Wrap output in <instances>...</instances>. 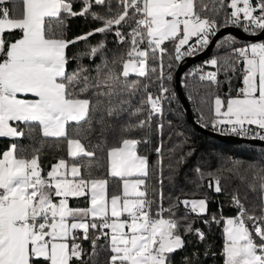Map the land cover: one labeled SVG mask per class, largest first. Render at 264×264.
I'll return each mask as SVG.
<instances>
[{"label":"snow or ice","instance_id":"obj_1","mask_svg":"<svg viewBox=\"0 0 264 264\" xmlns=\"http://www.w3.org/2000/svg\"><path fill=\"white\" fill-rule=\"evenodd\" d=\"M79 3L76 10L74 0H0V138L11 141L0 152V264H174L189 244L186 236L206 240L191 217H207L209 200L166 196L164 180L172 182L174 165L164 164L162 146L152 162L140 145L150 143L153 117L174 98L168 87L174 63L206 50L222 28L264 33V0ZM74 17L98 26L70 39L67 24ZM16 32L13 40L5 36ZM97 34L102 39L93 43ZM109 34L118 46L111 58ZM81 42L84 49L69 55ZM235 45V38L221 40L217 55L205 62L213 70L189 73L209 88L229 89L214 96L212 117L201 112L199 120L214 131L264 141V41ZM97 57L91 68L82 63ZM237 76L242 87L233 94ZM207 97H200L201 105ZM156 127L162 132V124ZM46 147L64 153L47 169ZM195 174V190L207 178L215 193L224 190L222 181L244 183L252 176L248 187L258 204L246 205L247 196L233 189L237 214L224 217L221 209L203 223H223V264H264V163L232 160L214 171L197 166ZM81 199L87 206L70 203ZM209 254L217 255L203 253ZM200 255L193 249L183 264H199Z\"/></svg>","mask_w":264,"mask_h":264},{"label":"trees","instance_id":"obj_2","mask_svg":"<svg viewBox=\"0 0 264 264\" xmlns=\"http://www.w3.org/2000/svg\"><path fill=\"white\" fill-rule=\"evenodd\" d=\"M79 7V0H74V8L76 10H79ZM227 11L230 12L231 9H227ZM97 26L98 23L92 21L90 18H69L66 35L71 39L73 37L81 35L82 33L88 32L89 30ZM5 36L9 40H13L15 38H18L19 33H6ZM225 38L233 37L224 36L220 38L215 43L211 55L204 60H209L213 56L217 55V44ZM90 39L93 43H95L96 41L101 40L102 37L100 34H97ZM246 43L249 42L236 40L235 46ZM107 47L109 50L107 52V55L109 58H111L112 52L116 51L118 48L115 43L114 37L111 34L107 36ZM165 47H167L169 51H172V45L170 43H166ZM83 49L84 45L83 42H81L76 45L70 46V48L68 49V54L74 55L82 51ZM99 62V57H97L95 61H90L87 58L83 59L82 61L83 64L89 66L90 68L93 67L95 63ZM164 62L165 64H167V59H165ZM196 64L191 66L189 69L196 68ZM178 65V62L174 63V66L171 69L172 81L170 84H168V87L170 88V94L174 93V98L171 101L164 103L162 116L153 117L151 134L149 137L150 143L148 145H140V149L142 154L149 157L150 161L155 162L157 160V153L154 151V149L158 146H162L164 164L167 165L168 163H172L174 165L175 175L172 182L170 183L166 178L164 180V193L166 196H179L181 199L200 198L201 196H207L209 200L207 217H197L196 214H192L191 217L195 221L193 227L202 229L206 234V240L203 243H200L195 236H186L185 239L189 241V244L184 251L177 252L175 254L174 264H183L182 257L190 254L193 249H198L201 254L199 257V264H223V257L219 255L224 242L222 234L223 223H221L220 226L212 224L211 227H209L203 223V219L210 218L212 215H221V209L224 217H234L237 214V209L232 207L230 204L232 195L234 194L233 189L238 190L239 195L242 199L245 197V195L247 196V200H244V203L246 205L252 202L258 204L259 201L256 199V194L250 191L248 187L249 184L253 183V178L249 174L247 181H245L244 183H241L238 180H232L231 182L222 181L224 190L221 193H215L212 189L208 188L206 186L208 182L206 178L204 181L205 187H202L197 191L195 190L192 183V179L196 175L195 168L199 166L205 171H214L219 168L221 164L226 165L232 160H238L245 164L249 162L264 163V148L250 145L224 144L217 141L216 139H213L192 129L185 118L184 109L175 93L174 74ZM75 67L76 63L73 62L70 65V70ZM240 67L242 68L243 65L241 64ZM165 72H167V69L165 70ZM219 78L221 80L224 79L223 75H221ZM130 79H135V77H130ZM240 84L241 78L239 76L233 79V94H235V90L240 86ZM180 85L182 92L184 93L185 98L188 102L193 120L201 127H203L199 120L201 112L203 113L205 119H210L213 115L212 109L214 96L218 94L221 97H224L229 91L226 84H222L218 91L215 89V86L209 88L207 82H201L197 77L189 76V70H187L181 76ZM150 90L155 92V86ZM205 93H208L207 103L201 105L200 97L205 95ZM190 95L195 97L194 102L189 101L188 97ZM157 124L163 125L162 132L157 131ZM203 128H205L206 130H212L210 127ZM20 142L24 145H28L29 143H31V141L27 139H22ZM10 143L11 141L9 139L0 138V152L5 150ZM176 145H182V147L178 148L175 153L170 152V149H172ZM189 152L191 153V155H186ZM63 154L64 153L56 152L53 149L46 147L44 150V155L42 156L45 168L47 169L51 163L55 162L56 156ZM182 154L186 155V160L182 163H177V160ZM169 157H171V160L168 159ZM164 174L165 177H167V167H165ZM217 174L219 175L220 173ZM224 175H227V173H224ZM194 191H196L195 196L192 195ZM70 203L72 204V206H76L77 204L80 207L87 206L86 200L83 199L79 201L72 200L70 201ZM165 204H167V200L165 201ZM183 212L184 208L183 206H181L179 209V214H183ZM84 247H90L87 241L84 242ZM205 250H208L209 253L215 252L217 253V255L212 256L211 254H209L207 257H205L203 255ZM101 259H106V254L102 253Z\"/></svg>","mask_w":264,"mask_h":264},{"label":"water","instance_id":"obj_3","mask_svg":"<svg viewBox=\"0 0 264 264\" xmlns=\"http://www.w3.org/2000/svg\"><path fill=\"white\" fill-rule=\"evenodd\" d=\"M224 36H231L235 38L236 40L243 41V42H257L264 39V33H261L259 35H249L246 34L244 31L234 28V27H226L221 29L217 36L213 39V42L209 45V47L202 51L197 53L194 56L186 57L183 61V63L179 64L175 74H174V88L175 93L177 95V98L179 102L181 103L184 114L187 122L189 125L194 129L195 131L205 134L213 139H216L217 141L228 144V145H250V146H258L264 148V141L260 140H253V139H242L231 135H222L212 130H206L205 128L201 127L199 124H197L190 113L188 102L185 98L184 93L182 92L181 85H180V79L181 76L194 64L208 58L215 46V43Z\"/></svg>","mask_w":264,"mask_h":264},{"label":"built area","instance_id":"obj_4","mask_svg":"<svg viewBox=\"0 0 264 264\" xmlns=\"http://www.w3.org/2000/svg\"><path fill=\"white\" fill-rule=\"evenodd\" d=\"M234 28H237V27H234ZM237 29L242 30L241 28H237ZM242 31H243V30H242ZM261 41H264V39L261 40ZM257 42H260V41H257ZM190 43H191V42H190ZM249 43H252V42H249ZM246 44H248V43H246ZM243 45H245V44H241V45H237V46H243ZM185 58H186V57H185ZM185 58H184V59H185ZM184 59H183L181 62H178V63H179V64L183 63ZM206 61H208V60H202V61L199 62V64H198V63L196 64V68L188 69V70H189V73L194 72L198 67H204L205 71H208L209 66L206 65V63H205ZM210 68H211V67H210ZM212 70H213V69H212ZM223 127H228V126H223ZM252 127H254V126H252ZM212 131H214V130H212ZM215 132H217V133H219V134H222V135H231V136H235V137L242 138V139H251L250 137H245V136L237 135V134H233V133H230V132H223V131H220V130H215Z\"/></svg>","mask_w":264,"mask_h":264},{"label":"crops","instance_id":"obj_5","mask_svg":"<svg viewBox=\"0 0 264 264\" xmlns=\"http://www.w3.org/2000/svg\"><path fill=\"white\" fill-rule=\"evenodd\" d=\"M239 87H242V83L240 84V86H239ZM239 87H238V88H239ZM213 106H214V100H213Z\"/></svg>","mask_w":264,"mask_h":264},{"label":"rangeland","instance_id":"obj_6","mask_svg":"<svg viewBox=\"0 0 264 264\" xmlns=\"http://www.w3.org/2000/svg\"><path fill=\"white\" fill-rule=\"evenodd\" d=\"M208 71H212V68H210V66H209V69H208Z\"/></svg>","mask_w":264,"mask_h":264}]
</instances>
